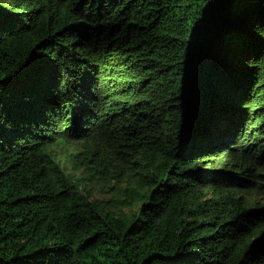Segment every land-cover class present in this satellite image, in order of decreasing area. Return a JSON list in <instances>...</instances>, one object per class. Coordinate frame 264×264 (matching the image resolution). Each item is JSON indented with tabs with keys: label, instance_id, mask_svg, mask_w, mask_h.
I'll use <instances>...</instances> for the list:
<instances>
[{
	"label": "trees",
	"instance_id": "obj_1",
	"mask_svg": "<svg viewBox=\"0 0 264 264\" xmlns=\"http://www.w3.org/2000/svg\"><path fill=\"white\" fill-rule=\"evenodd\" d=\"M0 264H264V0H0Z\"/></svg>",
	"mask_w": 264,
	"mask_h": 264
},
{
	"label": "rangeland",
	"instance_id": "obj_2",
	"mask_svg": "<svg viewBox=\"0 0 264 264\" xmlns=\"http://www.w3.org/2000/svg\"><path fill=\"white\" fill-rule=\"evenodd\" d=\"M220 152H224V149H222ZM94 197H96V198H108L109 194L105 193L103 190H98L94 194Z\"/></svg>",
	"mask_w": 264,
	"mask_h": 264
}]
</instances>
